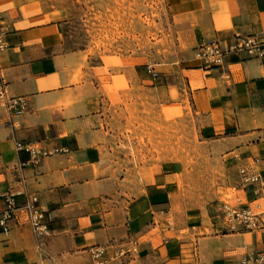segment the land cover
<instances>
[{
    "label": "crops",
    "instance_id": "0c3cea01",
    "mask_svg": "<svg viewBox=\"0 0 264 264\" xmlns=\"http://www.w3.org/2000/svg\"><path fill=\"white\" fill-rule=\"evenodd\" d=\"M170 2L174 17L194 27L195 40H226L237 32L264 34V0ZM68 22L62 10L39 1L19 7L14 0H0L7 43L0 50L5 82L0 194L16 193L17 202L36 194L52 219L51 231L42 236L22 223L11 224L8 233L0 229V264H90L94 246L134 250L122 264H252L264 253V224L225 230L215 214L221 200L206 210L207 217L187 216V210L175 214L173 201L180 193L176 176L182 173L175 162L163 163L146 180L135 176L125 181L126 171L103 148L108 130L104 108L109 105L105 88L121 93L134 81L144 87L153 82L144 67L126 66L120 56L84 57L83 48L67 49ZM179 73V98L163 101L164 116L184 117L187 101L201 138L224 150L237 171L244 165L264 175V55L232 53L221 67L205 68L198 61L179 67ZM10 97L26 100L22 113L7 110L4 102ZM26 145L36 151L62 150L33 160L22 147ZM235 187L241 192L231 204L264 213V188L256 191L239 182ZM3 205L0 198V209ZM168 217L162 226L160 220Z\"/></svg>",
    "mask_w": 264,
    "mask_h": 264
},
{
    "label": "rangeland",
    "instance_id": "374dc122",
    "mask_svg": "<svg viewBox=\"0 0 264 264\" xmlns=\"http://www.w3.org/2000/svg\"><path fill=\"white\" fill-rule=\"evenodd\" d=\"M32 1L65 13L67 49L83 48L84 57L120 56L126 66L149 64L161 72L152 87L134 81L121 93L105 88L109 105L104 108L108 130L103 148L126 171L125 181L135 176L146 180L163 163L175 162L182 169L176 176L180 193L173 201L178 216L187 210V216L207 217L206 210L217 200L238 202L236 164L223 156L224 150H217L215 142L200 137L187 101L184 117L168 119L161 110L163 101L179 98L183 82L179 67L198 63L195 50L202 43L195 40L193 26L174 17L171 0H14L19 7ZM253 209L263 225L262 208ZM169 217L160 220L162 226Z\"/></svg>",
    "mask_w": 264,
    "mask_h": 264
},
{
    "label": "built area",
    "instance_id": "2783aa9c",
    "mask_svg": "<svg viewBox=\"0 0 264 264\" xmlns=\"http://www.w3.org/2000/svg\"><path fill=\"white\" fill-rule=\"evenodd\" d=\"M6 31L0 24V50L7 47L5 41ZM196 59L200 66L205 68L221 67L224 58L228 54H244L246 57H260L264 55V34L263 33H243L237 32L231 38L219 40L217 38L202 42L195 50ZM146 73L152 82H158L161 72L153 66L146 64ZM5 82L0 72V98L5 101ZM5 103V107L14 114L22 113L26 108V100L23 97H10ZM21 147V144H17ZM29 152L31 159L37 160L42 156H47L59 152L61 148L48 150H34L31 147L22 146ZM239 185L251 187L258 191L264 188V175L258 170L247 166L238 168ZM16 193L5 191L0 194L3 200V207L0 209V229L8 233L11 224H27L35 236L47 235L51 231V216L47 209L39 204L36 194H25L22 202H17ZM216 217L222 222L223 228L228 231L238 229L253 230L261 227L256 214L248 207L231 204L228 201H221L215 208ZM133 244V243H132ZM134 249V248H133ZM108 246H94L89 249L90 264H122L124 258L133 251H126L119 248L111 252ZM252 264H264V253H259L252 259Z\"/></svg>",
    "mask_w": 264,
    "mask_h": 264
}]
</instances>
